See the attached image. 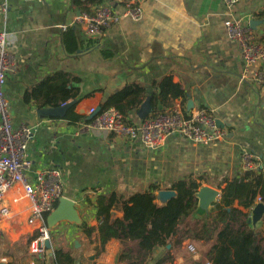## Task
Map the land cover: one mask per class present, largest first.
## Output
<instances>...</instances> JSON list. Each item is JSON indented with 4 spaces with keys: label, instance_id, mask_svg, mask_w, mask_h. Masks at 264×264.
Returning a JSON list of instances; mask_svg holds the SVG:
<instances>
[{
    "label": "crops",
    "instance_id": "crops-1",
    "mask_svg": "<svg viewBox=\"0 0 264 264\" xmlns=\"http://www.w3.org/2000/svg\"><path fill=\"white\" fill-rule=\"evenodd\" d=\"M8 3V13L0 14V32L8 34L14 69L4 93L13 128L24 124L35 129L26 174L32 180L40 170L58 168L63 197L73 202L76 219L52 224L51 248L44 255H33L32 229L27 223L30 202L16 201L9 193L5 205L10 214L0 229V263L52 264L53 251L62 249L73 254L76 264H121L118 240L109 241L98 255L100 196L116 193L129 197L157 184L156 203L164 206L168 202L165 191L192 176L201 187L218 189L219 202L225 187L219 188V184L245 175L242 158L247 152L260 158L257 172L264 175V85L254 81L252 72L257 65L245 73L239 43L226 31L227 22L239 20L261 38L264 19L259 15L264 0H239L232 6L223 0H146L142 20L122 18L95 37H87L75 24L77 17L97 5L89 0ZM60 71L78 79L73 83L80 95L74 112L83 118L74 123L64 117L42 116L37 103L23 100L33 85ZM165 77L180 84L187 98L170 100L167 106L155 109L150 100L155 93L153 82ZM128 84L142 85L146 93L140 108L129 111L127 120L139 124L141 114L150 116L173 106L186 112L205 110L225 131L224 141L201 147L172 136L163 148L149 150L140 140L96 131L88 120L101 112V104L110 95ZM260 202L258 197L257 204ZM234 206L240 208L238 202ZM252 210H244L247 220ZM84 226L95 231L88 236ZM252 230L264 235V216ZM176 252L186 264L201 259L187 260L180 244L157 248L148 264H161L169 253Z\"/></svg>",
    "mask_w": 264,
    "mask_h": 264
},
{
    "label": "trees",
    "instance_id": "trees-1",
    "mask_svg": "<svg viewBox=\"0 0 264 264\" xmlns=\"http://www.w3.org/2000/svg\"><path fill=\"white\" fill-rule=\"evenodd\" d=\"M91 4H102L103 0H89ZM264 19V10L259 15ZM264 41V35L260 38ZM78 79L66 72H55L42 79L24 94L25 103L35 102L41 109L59 108L65 104L79 100V89L73 87ZM155 93L151 102L156 109L158 105L167 106L173 99L186 100V92L172 77H165L153 82ZM145 87L139 84H128L110 95L101 111L114 107L124 116L129 111L139 109L145 98ZM71 107L64 119L71 123L83 118ZM156 113V112H155ZM94 118L89 119L92 122ZM221 198L214 205L210 217L193 218L198 206L197 193L201 184L192 176L180 180L170 186L177 196L164 206L156 203L155 192L160 186L152 184L145 192H137L129 197L113 193L98 198L97 228L102 253L111 240H118L121 264H148L157 248L173 247L182 244L190 237L199 235L206 229L215 228L218 239L214 247L215 255L221 260L219 264H264V235L256 234L250 229L244 210L252 209L260 197L264 203V175L257 171H247L240 179L225 180L219 184ZM238 202L240 208L234 206ZM242 208V209H241ZM119 212L115 217L112 212ZM94 228L84 226V232L90 236ZM210 231L202 238L212 239ZM31 239L29 240V242ZM49 251V250H48ZM52 264H76L71 252L62 249L53 251Z\"/></svg>",
    "mask_w": 264,
    "mask_h": 264
},
{
    "label": "built area",
    "instance_id": "built-area-1",
    "mask_svg": "<svg viewBox=\"0 0 264 264\" xmlns=\"http://www.w3.org/2000/svg\"><path fill=\"white\" fill-rule=\"evenodd\" d=\"M44 2L45 0H36ZM146 0H103L93 10L85 12L75 19L87 37L99 36L105 29L129 18L135 22L142 20L144 2ZM9 0H0V14L9 11ZM227 6H232L239 0H223ZM66 28V26H62ZM230 38L239 43L245 73L253 66V78L256 84L264 85V41L256 36L249 26H243L241 21L233 20L226 24ZM5 31L0 32V229L10 210L5 205L6 197L13 193L16 201L21 199L30 202V214L27 220L32 229L30 248L34 254L44 255L46 241L50 239V229L47 217L52 213L62 193V174L58 168H46L29 179L26 174L28 167L27 155L30 140L35 129L28 125L13 128L10 119V104L4 93V84L9 73L14 69V59L8 50L9 40ZM93 128L101 133L115 134L127 140H140L149 150L163 148L172 136H180L189 140L195 146L207 147L224 141L225 131L219 126L216 118L205 110L186 112L180 106L152 114L139 124L127 120L126 116L116 108L109 107L94 117ZM243 169L258 171L260 158L250 152L243 155ZM251 219L247 220L251 225ZM213 229H206L199 235L182 242L185 253L191 258L199 256L203 264H218L220 259L214 253L218 239V231L212 241L202 237ZM179 254L169 253L161 264H186Z\"/></svg>",
    "mask_w": 264,
    "mask_h": 264
},
{
    "label": "water",
    "instance_id": "water-1",
    "mask_svg": "<svg viewBox=\"0 0 264 264\" xmlns=\"http://www.w3.org/2000/svg\"><path fill=\"white\" fill-rule=\"evenodd\" d=\"M75 102H76L75 100L71 101L59 108L41 109L39 111V114L45 117L63 118L66 115L67 111L72 106H74ZM99 111H101V107L99 108ZM96 115L97 113L91 117L94 118ZM141 117L142 119H145L148 116L141 114ZM174 191L175 190L165 191L163 196L167 199V201L177 196V192L175 193ZM219 194L220 192L218 189H215L209 186L202 187L197 193L198 206H197V209L194 215H197V217H200V218L210 216L214 208V205L218 202ZM263 216H264V203L260 202L256 204V206L253 208L252 213H251L250 221H251V225L253 228H256L258 222L262 220ZM67 219L74 221L76 219V212L74 209L73 202L69 199L62 197L59 200L55 210L49 214L46 221H47L48 227L50 228V226L56 223L57 221L67 220ZM46 247L48 249L51 248L50 239L46 241ZM170 248H171V245H168V249ZM0 264H5V263H0Z\"/></svg>",
    "mask_w": 264,
    "mask_h": 264
},
{
    "label": "rangeland",
    "instance_id": "rangeland-1",
    "mask_svg": "<svg viewBox=\"0 0 264 264\" xmlns=\"http://www.w3.org/2000/svg\"><path fill=\"white\" fill-rule=\"evenodd\" d=\"M211 216V215H210ZM210 216H208V217H210ZM193 218H197V215H194V217ZM207 218V217H206ZM250 227V229H252V226H249ZM215 229V228H214ZM259 235V234H258ZM1 246L2 247H4L5 246V243L4 242H2L1 243ZM30 251H31V253L33 254V255H37L38 256V254H34L33 252H32V250H31V248H30ZM189 257L190 256H188L187 255V260L189 259ZM3 263V262H2ZM190 264H203V261L201 260V259H196V260H191L190 261ZM219 264V263H218Z\"/></svg>",
    "mask_w": 264,
    "mask_h": 264
}]
</instances>
